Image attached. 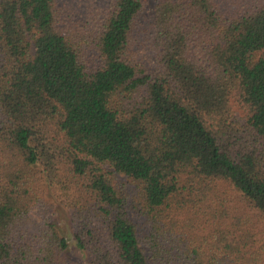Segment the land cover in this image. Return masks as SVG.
<instances>
[{"label":"trees","instance_id":"16d2710c","mask_svg":"<svg viewBox=\"0 0 264 264\" xmlns=\"http://www.w3.org/2000/svg\"><path fill=\"white\" fill-rule=\"evenodd\" d=\"M77 11L0 0V264H264V0Z\"/></svg>","mask_w":264,"mask_h":264},{"label":"rangeland","instance_id":"374dc122","mask_svg":"<svg viewBox=\"0 0 264 264\" xmlns=\"http://www.w3.org/2000/svg\"><path fill=\"white\" fill-rule=\"evenodd\" d=\"M94 0H67V4L74 7L75 9H78L76 13L79 15L81 14L82 10L90 11L92 9V2ZM153 17V10L152 7L149 6L147 10L143 13V20L146 24H151ZM147 57L153 60V56L151 54L147 53ZM120 182L127 183L129 185V182L124 178L120 176ZM131 192L133 193L132 187L129 185ZM52 207L49 211V214H51V218L54 219V222L57 223L59 228L63 231V233L69 238L71 241V244L73 245V232H72V224L69 219V216L66 214V211L61 207L59 203H57L56 200L51 202ZM131 217L135 219V214L131 212ZM138 224H140V221L135 219ZM148 251V250H147ZM148 254V252H147ZM71 258L75 261H79V254L76 250L72 251Z\"/></svg>","mask_w":264,"mask_h":264}]
</instances>
